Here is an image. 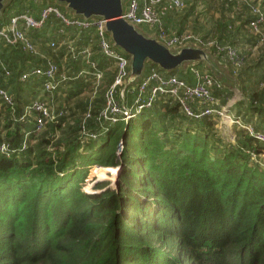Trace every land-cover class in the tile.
<instances>
[{"label": "trees", "instance_id": "obj_1", "mask_svg": "<svg viewBox=\"0 0 264 264\" xmlns=\"http://www.w3.org/2000/svg\"><path fill=\"white\" fill-rule=\"evenodd\" d=\"M51 1L6 0L0 28L13 16L38 18L42 8L52 5L70 18ZM212 1L220 2L221 9L211 24L204 23L205 32L169 30H188L204 41L237 49L243 58L238 68L224 60L215 45L209 51L231 66L242 92L232 105L234 112L227 107L229 112L244 125L264 131V22L258 24V31L251 26L258 17L253 8L264 14V0ZM212 1L195 2H203L209 11L214 8ZM169 2L161 0L155 8ZM181 2L180 8L166 9L162 23L168 12L186 8L191 0ZM139 25L155 32L147 24ZM19 26L37 53L23 43L9 44L0 38V85L14 100L13 106L0 101V146H7L0 151V264H264V164L260 162L264 145L237 124L234 140H227L216 130L218 117H190L168 93H157L150 107L102 131L96 116L104 107V92L116 67L100 52L96 28L67 25L55 13L40 28L26 29L22 19ZM49 29L55 32L46 46L55 51L62 45L60 57L43 53L36 45L40 31ZM85 48L91 51L88 59L81 54ZM48 60L58 67L55 90H45L42 76L21 79ZM91 62L103 71L102 83L80 102L81 116L72 112L66 122L68 106L54 110L47 95L66 87L68 95L87 90L93 81ZM203 65L194 64L205 70ZM153 66L165 75L194 82L190 68L164 71ZM62 74L66 79H61ZM25 84H38L40 95L35 96L37 90L34 96L21 95ZM220 84L212 91L218 107L234 93ZM134 96L131 89L123 99L117 94L126 106L132 105ZM35 99L46 101L55 112L64 111L39 132L35 113L24 114ZM87 110L91 117L84 121ZM83 127L99 135L82 142ZM120 141L123 148L117 153ZM94 164L103 166L92 171L97 177L92 187L98 191L90 192L91 185L83 191L81 183ZM116 168L117 187L108 186L105 171L112 177Z\"/></svg>", "mask_w": 264, "mask_h": 264}, {"label": "built area", "instance_id": "obj_2", "mask_svg": "<svg viewBox=\"0 0 264 264\" xmlns=\"http://www.w3.org/2000/svg\"><path fill=\"white\" fill-rule=\"evenodd\" d=\"M160 1L161 0H143L142 5H139L138 0H128L127 8L123 17L133 24H147L150 27L155 28L154 33L157 38L169 47L181 46L189 42L204 48H210L215 45L217 53H219L224 60L229 62L234 68L240 67L243 62V58L234 47L216 45L213 40L204 41L188 30L177 32L165 28L163 26L161 16L164 14L166 9L174 7L180 8L183 6V3L181 0H169V5L166 7L161 9L155 8V4ZM253 11L258 14V17L255 21L251 22V26L255 31H258V24L264 22V14L258 7L253 8ZM51 13H55V15L61 17L63 22L67 25H76L82 28L94 26L99 38L100 52L112 59L115 63L114 65L116 67V71L113 80L106 87L104 92V107L96 116V118L101 122L102 131H105V126L118 120L127 121L133 117L135 113L140 112L144 108L150 107L154 102L157 93H168L178 101L182 111L186 115L194 118H200L205 115H214L218 117L219 120L226 117L230 119L233 124H237L245 128L250 135L264 145V131L255 130L252 124L246 123L244 125L240 117L230 113L226 106H217L218 100L212 91L214 87L221 86L220 82L209 71L201 70L195 66L190 67L194 77L193 83H188L176 75H165L153 65L151 67H147L146 72L141 77L137 85L135 87L127 88L131 89L132 92L134 91L135 96L132 105L126 106V104L117 97V94L120 88L124 86L129 72V57L113 46L104 29V20L68 18L60 14L56 7L47 6L42 8L38 18H33L27 14L13 16L7 25L0 28V38L9 44H16L18 42L23 43L24 48L37 53V49L27 37L25 29L23 30L20 28L19 20L22 19L24 21L26 29L30 27L40 28L43 26ZM51 45L53 46L54 44L52 43ZM81 54L88 59L91 55V51L88 48H85L81 51ZM90 67L91 72L89 73L93 76L91 87L96 90L102 83L103 71L97 67L96 62H91ZM80 73H84V71ZM57 74V64L48 60L46 66L33 68L30 72L23 74L21 79L25 80L29 75L42 76V78H44L43 85L45 90L52 92L57 88V82L55 80ZM61 79H66L65 74L61 75ZM0 101L8 104L9 106L14 105L13 97L6 89L1 87V85ZM32 113H35L34 123L35 129L38 132L44 128L48 121H54L56 118L64 115V111H62V109L59 112H55L46 101H41L40 99L31 101V103L25 107V115ZM89 117H91V112L90 110H87L84 114L83 120L85 121ZM82 132L85 136L82 139V142L85 138L94 139L99 135V133L93 131H86L84 127ZM25 146L26 143L23 142L22 148ZM122 148L123 144L122 141H120L118 143L117 153H120ZM6 149V145L0 146L1 152H5ZM249 154L253 158L257 157L254 152H249Z\"/></svg>", "mask_w": 264, "mask_h": 264}, {"label": "water", "instance_id": "obj_3", "mask_svg": "<svg viewBox=\"0 0 264 264\" xmlns=\"http://www.w3.org/2000/svg\"><path fill=\"white\" fill-rule=\"evenodd\" d=\"M5 1L0 0V11L4 7ZM32 1L40 2L41 0ZM53 1L65 5L66 13H72V18L104 20V29L113 46L129 57V72L124 86L119 90V96L120 98L122 96V99L128 87L137 85L146 72L148 64L156 65L164 71L184 69L186 63L190 64V67L197 62L213 66L209 48L189 42L181 46H173L178 48L172 50L173 47H169L160 41L155 33L151 35L142 33L137 29V24H133L123 17L128 0L125 1L124 5L123 0ZM216 79L220 82L218 78ZM114 185L117 187L116 181Z\"/></svg>", "mask_w": 264, "mask_h": 264}, {"label": "rangeland", "instance_id": "obj_4", "mask_svg": "<svg viewBox=\"0 0 264 264\" xmlns=\"http://www.w3.org/2000/svg\"><path fill=\"white\" fill-rule=\"evenodd\" d=\"M125 1L126 0H123V5L125 4ZM207 1H212V0H207ZM51 2L54 4V6L60 5L65 11V9H66L65 5L57 3L53 0ZM219 3H218V1H214V2L212 1V5L214 6V11L212 12V18L210 19L211 22H213V20H215V18H217V17H215L216 13L220 12L221 7H220ZM126 7H127V5H126ZM217 10H219V11H217ZM65 13H66V11H65ZM66 14L70 17L72 15V13H70V14L66 13ZM52 23H53V25H55L57 23V21L55 20L54 17L52 19ZM53 25H50V26H53ZM197 26H199L200 28H207V25L204 24L203 20L198 21ZM137 29H139L144 34H148L144 25H138ZM187 29H189V28H187ZM40 32L41 33L38 36H36V38H37L36 39V45L38 46V48L43 53H47L48 55H56V56L60 57L61 56L60 52L62 50V48H60V47L62 45L59 48H57L55 51L49 50L46 46V43L53 36L55 30L49 29V30H44V32L41 30ZM209 33H211V32H209ZM177 48L178 47H173L171 49L176 50ZM211 59L213 61V66H208V65L204 64L203 69L210 71L213 76L218 78L220 80V82H222V85L224 88L231 89L234 92L233 96L230 97V99H228V101L225 105L226 107H228L230 109L231 112L232 111L234 112V110H231L232 105L234 104V102L236 100L243 97L242 92L239 89V86L237 84L238 83L237 79L233 75L231 66L227 62L220 61L215 55H212ZM187 68H190V64H188V63L184 64V69H187ZM34 86L38 92L37 93L33 92V93H36L35 96L40 95V90H39L40 86L38 84H34ZM65 89H63V90L61 89L60 93H54L52 95L48 94L47 96H48L49 100H51V107L54 110L58 107V105L59 106H62V105L68 106L69 113H68L67 118H66V122H68L69 120H71L70 116H71L72 112H76L81 116L82 109L80 107V102L84 101L86 98H89L92 95V87L88 86L87 90L82 91L79 94H72V95H70V94L68 95V93H67L69 88L67 89V87H66ZM98 91H99V89H98ZM102 92H103V90H101V92H99V94H102ZM124 95H125V93L123 94V98H124ZM120 99H122V96ZM234 128H235V124H233V122H231V120L226 118V117H224V119H220L216 124V130H219L220 133L224 136V138H226L229 141L234 140V135H235ZM57 134H59L58 131H57ZM36 143H37V140L35 139L34 142H32V144H36ZM117 149H118V146H117ZM260 158H261L260 162L262 164H264V152L260 155ZM95 167H103V166L94 164L93 166L88 168V174H87V177L85 178L86 180L85 179L83 180V182H84V183L82 182L83 185L81 183V189L83 191L86 190L88 185H91L90 192L98 191L97 189L92 187V185L95 183V180L97 179V177L92 174V171L94 170ZM117 172H118V168H116V173H114L113 176L111 177V175H112L111 172L105 171L106 178L104 179V181L107 182L108 186L115 187L114 183H115L116 178H117V175H116V174H118Z\"/></svg>", "mask_w": 264, "mask_h": 264}, {"label": "crops", "instance_id": "obj_5", "mask_svg": "<svg viewBox=\"0 0 264 264\" xmlns=\"http://www.w3.org/2000/svg\"><path fill=\"white\" fill-rule=\"evenodd\" d=\"M138 1L139 4L142 5L143 0ZM195 1L196 0H191V2H189L187 7L184 9H176L168 12L163 18L164 25L168 27V29L169 27L173 28L174 30L191 28L199 32H205L207 28H200L199 26H197V22L203 20L204 23L209 22V24H211L210 18L212 17V12L214 11V8H210V10L207 11L206 6L203 2ZM216 16H219V13H216ZM148 28L150 30L153 29L150 26H148ZM147 33L148 35L153 34V32L149 33L148 31ZM23 87L25 91H22L21 95H28V93L31 92V96H34L35 93L33 92H36L34 85L25 84L23 85Z\"/></svg>", "mask_w": 264, "mask_h": 264}, {"label": "bare ground", "instance_id": "obj_6", "mask_svg": "<svg viewBox=\"0 0 264 264\" xmlns=\"http://www.w3.org/2000/svg\"><path fill=\"white\" fill-rule=\"evenodd\" d=\"M116 173V172H115ZM118 173V172H117ZM117 175V174H116Z\"/></svg>", "mask_w": 264, "mask_h": 264}]
</instances>
